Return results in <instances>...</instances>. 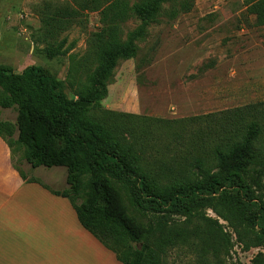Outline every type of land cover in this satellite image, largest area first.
Masks as SVG:
<instances>
[{"label":"rangeland","instance_id":"rangeland-1","mask_svg":"<svg viewBox=\"0 0 264 264\" xmlns=\"http://www.w3.org/2000/svg\"><path fill=\"white\" fill-rule=\"evenodd\" d=\"M45 1L70 0H0V68L21 74L40 67L62 84L67 99L77 100L75 87L86 86L95 69L91 46L105 29L102 11L83 12L84 25L62 36L72 51L49 60L39 39L42 25L36 10ZM259 2L264 0H195L190 13L153 24L147 38L138 43V56L116 67L107 97L100 103L104 114L97 116L106 124L131 126L127 138L156 171L172 166L173 176L163 178V183L187 176L192 157L214 167V147L246 129L252 121L250 109L261 113L264 127V21L250 13ZM138 26L131 21L123 32ZM0 116L16 123L14 110L0 109ZM23 153L16 149L15 165L22 163ZM22 168L54 191L69 188L65 168L32 171L26 164ZM114 185L130 214L152 229L153 252L160 238L189 225L188 219L193 226L206 223L221 231V240L206 254L198 248H169L162 264H252L259 254L264 257V247L243 251L230 226L212 212L223 191L186 193L180 202L164 204L140 195L136 184L126 179ZM246 187L229 189L228 195L259 229L264 226V219H257L264 215V174H252Z\"/></svg>","mask_w":264,"mask_h":264},{"label":"trees","instance_id":"trees-1","mask_svg":"<svg viewBox=\"0 0 264 264\" xmlns=\"http://www.w3.org/2000/svg\"><path fill=\"white\" fill-rule=\"evenodd\" d=\"M194 4L195 0H138L132 5L127 0L40 4L36 9L42 25L39 39L46 46L43 53L49 60L72 51L73 47H67L68 38L62 36L84 25L83 12L102 11L105 29L98 43L91 46L95 69L86 86L75 87L77 100L67 99L62 84L40 67H29L21 74L0 68V109L17 113L15 124L2 121L0 116V138L13 158L16 149L24 152L20 165H15L12 158L15 170L25 183L42 184L29 177L22 168L24 164L32 171L65 168L69 188L63 192L45 189L67 199L81 226L121 264H162L166 250L178 246L198 248L206 254L221 240L219 229L199 222L193 226L188 219L189 225L173 228L160 238L155 244L158 250L153 252L152 229L130 214L114 185V181L123 179L135 183L140 195L164 204L180 202L186 193L223 191L212 212L230 226L243 251L264 247V226L253 228L243 209L228 195L229 189L245 190L252 174H264V127L258 110L250 109L252 121L244 131L234 132L232 138L214 147V167L192 157L189 174L168 183H163V178L173 176L172 166L156 171L154 164L144 161L131 137L126 136L127 131L133 132L131 126L106 124L97 116L104 114L100 103L107 97L119 62L138 56V43L147 38L153 24L163 17L176 20L190 13ZM250 13L264 21V2L253 5ZM131 21L139 26L125 34L123 27ZM257 219L261 221L264 215ZM228 243L231 245L230 240ZM251 262L264 264V257L259 254Z\"/></svg>","mask_w":264,"mask_h":264},{"label":"crops","instance_id":"crops-1","mask_svg":"<svg viewBox=\"0 0 264 264\" xmlns=\"http://www.w3.org/2000/svg\"><path fill=\"white\" fill-rule=\"evenodd\" d=\"M12 158L0 138V264H121L81 226L67 199L48 184L25 183Z\"/></svg>","mask_w":264,"mask_h":264}]
</instances>
